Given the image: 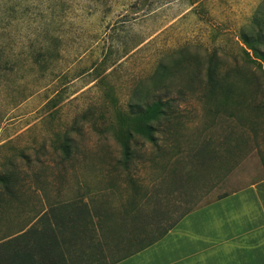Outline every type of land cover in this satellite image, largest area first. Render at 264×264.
Instances as JSON below:
<instances>
[{"label":"rangeland","instance_id":"rangeland-1","mask_svg":"<svg viewBox=\"0 0 264 264\" xmlns=\"http://www.w3.org/2000/svg\"><path fill=\"white\" fill-rule=\"evenodd\" d=\"M253 18L264 38V0H0V233L55 203L115 212L149 194L151 239L264 178L263 73L240 39ZM209 73L237 81V119ZM159 99L177 118L149 143L137 112ZM140 245L103 246L84 264Z\"/></svg>","mask_w":264,"mask_h":264},{"label":"trees","instance_id":"trees-1","mask_svg":"<svg viewBox=\"0 0 264 264\" xmlns=\"http://www.w3.org/2000/svg\"><path fill=\"white\" fill-rule=\"evenodd\" d=\"M254 25L253 18L249 27L250 32L247 36L241 35L240 39L248 46L247 49L252 54L250 62L262 71L263 80L258 86L264 87V38L261 30ZM206 82L207 87L218 94L222 105L228 106L226 111L228 117L237 119L240 105L237 81H230L227 75L212 76L209 73ZM168 108V102L159 99L137 112L142 118L137 126V132L144 136L147 142H153L154 131L158 129V126L177 118L173 117L176 113ZM133 143L131 133L119 142L121 159L117 160L116 166L123 170H128L133 160ZM63 150L65 152L68 150L67 145L63 146ZM0 181L2 182L3 179L0 178ZM131 182L134 183L133 187L137 186L134 180ZM149 199V194H146L139 199L138 203L131 201L127 206L122 204L121 209L115 212L110 209L91 210L86 203L74 202L63 206L68 207L69 212L62 215L61 212H57L60 209L58 203L46 206L24 223L17 235L7 239L9 233H0V264H84L90 258L101 256L103 246L120 247L122 244L133 241L141 244L109 263L113 264L160 239L184 215L195 209L194 207L186 209L155 237L146 239L150 226L149 219L157 213L156 207L146 209ZM117 228L120 233L113 237Z\"/></svg>","mask_w":264,"mask_h":264},{"label":"crops","instance_id":"crops-1","mask_svg":"<svg viewBox=\"0 0 264 264\" xmlns=\"http://www.w3.org/2000/svg\"><path fill=\"white\" fill-rule=\"evenodd\" d=\"M113 264H264V178L198 206L160 239Z\"/></svg>","mask_w":264,"mask_h":264}]
</instances>
